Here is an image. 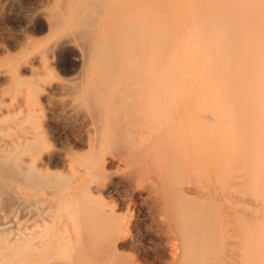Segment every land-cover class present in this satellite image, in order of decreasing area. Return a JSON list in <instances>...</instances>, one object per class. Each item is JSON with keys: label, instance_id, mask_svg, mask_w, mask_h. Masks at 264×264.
<instances>
[{"label": "bare ground", "instance_id": "6f19581e", "mask_svg": "<svg viewBox=\"0 0 264 264\" xmlns=\"http://www.w3.org/2000/svg\"><path fill=\"white\" fill-rule=\"evenodd\" d=\"M33 3L0 38L28 95L0 109V264H140V200L169 264H264V0Z\"/></svg>", "mask_w": 264, "mask_h": 264}, {"label": "rangeland", "instance_id": "374dc122", "mask_svg": "<svg viewBox=\"0 0 264 264\" xmlns=\"http://www.w3.org/2000/svg\"><path fill=\"white\" fill-rule=\"evenodd\" d=\"M22 1H23V3H22ZM31 1H32V3H31ZM24 2H25V5H24ZM26 2H28V3H26ZM33 2H34V0H30V1L29 0H0V8H2V9H0V38L1 39H2V37H3V39H7L8 38L7 36H9L10 32H12L11 27H10V25H12V22L17 21L18 19H21V18L24 19L23 18L24 15H27V13H32L29 10H32L34 8L32 6L34 4ZM20 4L21 5L23 4L22 7L23 8L25 7L24 10H26L27 8H28V10L24 11L23 8L20 9L21 8V5ZM26 4H29V6L26 5ZM30 7H31V9H29ZM4 9H6L8 12L6 10H5L6 11L5 12ZM21 11H22V14L25 13V12H27V13H25L24 15H22L21 14ZM28 15H30V14H28ZM32 15H33V13H32ZM33 24H32V26H33ZM29 27H30V25H29ZM33 28L37 31V33L34 32L33 35H32V33H31V35L34 36V37H37V38H42V36H45L46 35L45 33L48 32L47 31V25H46V23L44 21L36 22L35 23V26ZM4 33L6 35H4ZM14 51L15 50H12V52H11V50H10V51H8L9 53L7 51H5L6 52L5 53L4 50L3 51H0V62L2 63V64L0 63V72H1V74L2 73L5 74V72H4L5 69H8V66L6 67V65H7L6 61L7 60L4 61L3 60V57H4V59L5 58L6 59L7 58L9 59V58L14 57V56L16 57L17 56V54H16L17 51H15V52ZM11 54H12V56H11ZM6 55H8L9 57H6ZM55 57H53L55 60H53V58L50 59V60H53L54 62H52V61L49 60L50 65L52 63L53 66L52 65L51 66L54 67L53 68V70H54L53 72H54L55 76H61V77H63V76L67 77L68 76V77H71V76H75L80 71V63H79V60H78V56H77L76 51H74V50L71 49L66 54V56H55ZM2 65L5 66L6 68L3 67ZM42 65L41 64L39 65L38 70L43 71V72H46L45 71L46 69L43 68L44 67V62H43ZM1 68H4V70H2ZM27 73H28V71H27ZM1 74H0V78L2 77ZM28 75H30V74H25V77H27ZM55 80H57V78H55ZM0 88H1L0 89V92H1L0 93V105H2V106H0V109H3V107L5 106L4 109H3L5 111L8 110V107H10V109L11 108L14 109V107H16V106L19 107V104L18 103H20V101H23V99L26 100V98L28 99V95H27L26 92H21V93H18V94H17V92H14V91L11 92L9 85H3V86H0ZM5 88H6V90H4ZM17 95L19 97L21 95V98H19L20 100L18 99L19 101L16 100V98L18 97ZM11 103H13L14 106ZM14 103H16V104H14ZM6 106H7V108H6ZM51 141H54L55 143H57L55 139H52ZM54 142H52V143L55 144ZM56 169H53V170H56ZM139 197H140V194L135 193V195L134 194H131V196H129L128 198H133V202L136 201V200H137L136 202H138L140 200ZM140 202H141V200L136 205H134V203L132 204V207L135 209V211L133 213L134 219L132 220L133 221V228H134L133 230H135V231L131 234L132 236L130 235L128 237L130 239H128V238L126 239V241H127L126 242V245H125L126 250L123 251V252L129 258H135V259H137L140 264H169L170 259L168 258V255H167V251L168 250L165 247V246L168 247L167 240L165 239L166 238V235L163 234V233H160L158 231L157 227H155L157 225H155L153 223L154 217L152 216V214H151V217H150L149 214L146 217L139 215L140 214L139 209L141 207L140 206L141 204H139ZM254 202H256V203H254ZM254 202L252 203V207L254 208L253 205H255L256 206L255 207L256 209H254V210H257V212H253V211L251 212V214L253 216L252 217L253 223L255 225H257L258 227L264 228V220H263L264 217H262V215H264V203H263L264 200L263 199H255ZM259 206L260 207L263 206L262 207L263 209L260 208ZM137 210H138V212H137ZM261 211L263 213L262 215L260 214ZM253 218H255L256 220L253 219ZM150 220L152 221V223H151ZM148 222H150V223L148 224ZM138 225H139V228H138ZM152 226L155 227V228H153ZM135 227L138 228V231H140L139 233H138V231L136 230ZM137 235L138 236L140 235L139 237H140L141 241H139V238H136ZM157 236H158V238H157ZM145 239H146V241H145ZM135 244H137V246ZM163 245H165V246H163ZM233 262H234V264H243V261H242L241 257L239 255L237 256V254L234 257V260L232 261V263Z\"/></svg>", "mask_w": 264, "mask_h": 264}]
</instances>
